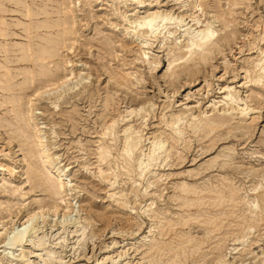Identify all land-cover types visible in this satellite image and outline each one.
<instances>
[{"label": "rangeland", "instance_id": "rangeland-1", "mask_svg": "<svg viewBox=\"0 0 264 264\" xmlns=\"http://www.w3.org/2000/svg\"><path fill=\"white\" fill-rule=\"evenodd\" d=\"M143 1L0 0V264H264V0ZM191 1L214 30L205 56L176 23L135 27L157 9L191 21ZM70 64L80 82L35 96ZM207 82L246 116L193 108ZM128 127L142 136L130 155Z\"/></svg>", "mask_w": 264, "mask_h": 264}, {"label": "bare ground", "instance_id": "bare-ground-1", "mask_svg": "<svg viewBox=\"0 0 264 264\" xmlns=\"http://www.w3.org/2000/svg\"><path fill=\"white\" fill-rule=\"evenodd\" d=\"M146 1V0H145ZM148 1V0H147ZM156 1V0H155ZM186 1V0H185ZM190 2V1H189ZM136 3L140 4V3H144L143 0H136ZM135 3V4H136ZM158 3V2H157ZM192 3V1H191ZM191 3H188L186 5H184V7L188 6L189 9H195L196 7H200L199 9H195L193 12H192V24L189 25V22L191 21H188L185 23V20L186 18H183V15H175V12L173 13H170V12H166L162 9H157V10H154L153 12H149L147 11V14L140 17V18H132L133 19V22L135 24V27H140V28H145L147 29L148 31L151 32V34H154L156 33L158 30V34L161 33V30L162 28L164 29L167 25H171V24H174L176 23L177 26L179 27H185L182 31L184 32V35L186 34L185 38H186V42L184 44V49L189 52V54H195V55H201V56H205V52L207 51H211L214 47V39H213V36H214V30L212 29L211 25H210V21H205L207 18L205 17V14H206V11H204V8L202 7L201 3L200 5L199 4H191ZM126 4V3H125ZM133 4V3H132ZM137 5V4H136ZM156 5V4H155ZM154 5V7H155ZM137 7H142V6H137ZM139 12V11H138ZM30 15V13H29ZM134 15V13H133ZM138 16V14H137ZM202 16H204L203 19ZM209 17V16H208ZM204 21L206 23H204ZM204 24V25H203ZM189 25V26H187ZM194 27V28H193ZM161 28V30H160ZM193 28V29H192ZM157 37V36H156ZM74 44V43H73ZM78 48V46H77ZM73 48L71 47L70 51L72 50ZM240 50V49H239ZM261 50V49H260ZM264 53V49L262 51ZM261 52V53H262ZM71 53V52H70ZM35 60V59H33ZM260 60V59H259ZM193 61V60H192ZM197 61V60H196ZM70 62V61H69ZM259 62V61H258ZM76 64V63H75ZM198 64H202V63H198ZM77 65V64H76ZM195 65V64H194ZM74 65L73 64H70L69 65V69H70V74H69V78H64L61 79V81H57L58 83H53L52 85V88L48 89L47 90H37L38 88H34V90L36 91L37 90V93H36V97H42L45 93H54V94H57L59 92V95H56L55 97L58 98L60 95H62L63 93H65L66 91H70V89H72V87H70L71 83H69V80H72L75 78V82L76 83H72L73 85L77 84L78 82H80L84 76H81V73H80V70L78 71V73L76 74L75 71H74ZM198 66V65H197ZM82 72V71H81ZM66 77V76H65ZM178 77V76H177ZM79 78V79H78ZM193 79V77H192ZM59 80V79H57ZM191 80V79H190ZM70 84V85H69ZM174 84V83H173ZM74 85V86H75ZM179 85V84H178ZM186 85H192L190 82L187 83ZM243 85V84H242ZM72 86V85H71ZM206 86V88H205ZM233 87V86H232ZM182 88V87H181ZM205 89V90H204ZM217 89V88H216ZM235 89V88H234ZM218 92H215L213 86L210 84V82H207L206 85H203V86H200L198 89L195 90V93L196 95H199V98H197V105L193 106L194 107H199L201 104L203 103H207V102H210L209 104V107L212 109V110H215V109H219L221 106H226L227 107H223V111L225 112H228L230 109L231 110H234V109H239L240 113L245 115L247 114L248 112H246V110L249 108L246 104V102L244 101V103H242V99L241 98H236L232 95V92L229 93V89H228V86H222L218 88ZM233 90V89H232ZM41 91V92H40ZM54 91V92H53ZM179 91V90H178ZM178 91H175V94L178 92ZM210 92V93H209ZM206 93V94H204ZM213 93H217L219 94L220 96H218L219 99L217 100H214V94ZM50 94V95H51ZM173 95V94H172ZM168 96V95H167ZM211 96H213L212 98L213 99H209ZM198 97V96H197ZM41 99V98H39ZM38 99V100H39ZM60 99V98H59ZM56 100V99H55ZM239 105H243L241 108H239ZM187 108V107H185ZM189 108V107H188ZM197 109V108H196ZM30 110V109H29ZM141 111V110H140ZM139 111V112H140ZM29 112V115L30 117H32V109L31 111H28ZM223 112V113H224ZM131 113H134L135 117L136 116H140V118L143 120L145 119V117L147 118V115H148V111L144 108L142 109V112L140 113H136L135 110H132L130 111V115ZM222 113V114H223ZM221 114V115H222ZM226 114V113H225ZM197 115V114H196ZM231 115V114H230ZM198 116V115H197ZM246 116V115H245ZM218 117V116H217ZM216 117V118H217ZM222 117V116H221ZM139 118V117H138ZM224 118V117H223ZM125 119V118H124ZM171 119V118H170ZM207 119V118H206ZM147 120V119H146ZM181 120H184L183 119V113L181 115H179L176 120L173 122V124L170 125V128L172 130H174L175 133H177V128L178 127H175L174 125L177 123L179 124V122ZM224 120V119H223ZM168 122V121H167ZM197 122V120H196ZM201 122V121H200ZM203 122V121H202ZM207 122V121H206ZM108 123V122H107ZM170 123V122H169ZM181 123V122H180ZM115 124V123H114ZM35 125V124H34ZM111 126L113 125V122L112 124H110ZM180 125V124H179ZM178 125V126H179ZM189 125V124H188ZM200 125V124H199ZM109 126V125H108ZM228 126V125H227ZM111 128V127H110ZM106 129V127H105ZM133 129V128H132ZM213 130H217V132H222L223 130L225 131L226 128H224L221 125H216L214 127H212ZM111 131V130H110ZM124 147H123V151L127 154V155H130L131 153H133L137 147L139 146L140 144V139H141V134H138L139 131H135V130H131V127H128L127 129H124ZM177 131V132H176ZM102 134V133H101ZM123 134V133H122ZM102 135H105V133H103ZM107 135V134H106ZM40 136V134H39ZM158 136V135H157ZM157 136H154V137H149L151 140L150 144L154 147L151 151H152V154L150 153V156H151V159L154 160L156 159L154 157V152L155 151H158L157 154H159L161 151H162V148L164 147V141L160 138H158ZM39 139V137H37ZM37 140V139H36ZM209 140H214V138H211ZM215 144V141L213 143H211V146H214ZM37 145L41 147V140L39 139V141L37 142ZM107 147H100L99 149V155L100 156L99 158H103L104 154L107 153L108 150H105ZM152 148V147H151ZM209 151V150H208ZM164 152V151H163ZM123 154V153H122ZM107 155V154H106ZM149 155V154H148ZM40 157H41V161H42V166H45V167H49L50 166V161H49V155L47 154V152L45 150H43L42 148L40 149ZM105 157V156H104ZM178 158L180 159L181 157L178 156ZM178 158H176L178 160ZM179 161V160H178ZM183 161V160H182ZM180 161V162H182ZM151 162V161H150ZM222 170V169H221ZM13 176V173H10L9 174V177H12ZM58 180H60L61 176L60 174L56 176ZM115 182V181H114ZM113 182V183H114ZM63 183V182H61ZM113 183H111L110 185L112 186ZM190 195V194H189ZM53 211V210H52ZM56 211V208H54V212ZM56 213V212H55ZM37 215V213H31V215L29 214V216H27V218L21 222V217H19L17 219V221L19 223L24 224V227H25V223H28L29 220H32L35 216ZM13 221V220H12ZM30 222V221H29ZM14 223V222H13ZM27 225V224H26ZM24 230V229H23ZM83 230V229H82ZM83 233V232H82ZM25 238V233L20 231L19 233L15 234L13 237H12V242L15 244H23V240ZM43 244L41 241L40 242H37V245H41ZM47 260V259H46ZM112 260V259H111ZM115 260V259H114ZM125 260V259H124ZM120 261L118 262L117 264H128L129 261ZM113 262V261H112ZM116 261H114V264ZM47 263V262H45Z\"/></svg>", "mask_w": 264, "mask_h": 264}]
</instances>
